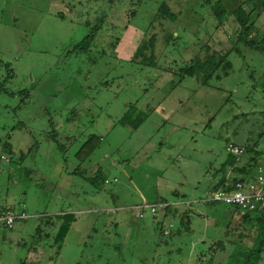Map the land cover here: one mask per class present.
I'll use <instances>...</instances> for the list:
<instances>
[{
  "label": "rangeland",
  "instance_id": "374dc122",
  "mask_svg": "<svg viewBox=\"0 0 264 264\" xmlns=\"http://www.w3.org/2000/svg\"><path fill=\"white\" fill-rule=\"evenodd\" d=\"M244 1L0 0V60L14 93L0 94V209L27 214L0 225V264L246 263L256 215L201 201L225 174L228 145L264 161V54L240 45L229 74L207 85L179 72L205 45L233 46L230 13ZM94 29L88 49L74 50ZM90 135L99 140L80 162ZM61 212L74 222L58 249ZM247 264H264V250Z\"/></svg>",
  "mask_w": 264,
  "mask_h": 264
},
{
  "label": "trees",
  "instance_id": "16d2710c",
  "mask_svg": "<svg viewBox=\"0 0 264 264\" xmlns=\"http://www.w3.org/2000/svg\"><path fill=\"white\" fill-rule=\"evenodd\" d=\"M264 0H245L243 3L238 5L236 8L232 10L230 14L233 16V21L237 26L236 30V41L229 49H225L223 53H217V51L209 53L210 49L208 45H205L203 47V50H205L206 55L204 58H200L198 55H196L190 65L185 66L183 68H180V76H190V77H197L200 81L201 85H207L209 80L215 76L216 79H220L221 75L227 76L229 74V71L231 70V64L228 61V55L230 52L235 51L237 53H241V50L239 48L240 45L244 46L245 48L256 50L264 54V41H261V43H257L252 39V33L257 31L256 27V21L261 15L260 8L263 6ZM160 14L165 19H172L173 15L169 12L167 6L161 5L160 6ZM213 13L215 17L221 21L222 17L225 18L227 11L222 8L219 4L214 6ZM94 32H91L88 34L80 43L74 46V50L77 49L80 52L86 51L89 47V44L92 40H94V37L96 35V29H94ZM0 70L3 71V73L0 75V94H9L14 95L12 91H9L7 89V84L9 80L12 78L13 75V69L11 67L10 63H5L0 60ZM25 96H28L26 93H24ZM124 120L126 121L127 118ZM69 121V119L67 120ZM140 119L137 120L135 126L133 125L132 128H136L139 123ZM130 123V121H128ZM128 124V123H127ZM57 138V132L53 130L50 134V139L55 140ZM97 139L94 135H90L81 145L79 150L75 153V157L80 162H83L96 148L97 145ZM239 147V146H238ZM243 150V153L241 155H232L228 153L227 158L221 165V168L219 171L225 174L223 177L216 182L215 185L212 186V188L217 189L219 187H230L233 183L236 181L242 180L245 176L252 173V167H257L261 165L263 162L258 161V152L254 150L252 147H240ZM252 153V157L250 158V162L247 164H239L238 160L240 156H242L245 153ZM233 173L228 177V173ZM100 170L96 172V175H94L90 180L92 184L96 183L101 178ZM103 180V179H102ZM106 180H103L105 183ZM201 203H206L202 202ZM212 204L211 202H207ZM234 208L237 212H244L243 218H247L249 214L256 215V221L258 224V230H257V236L255 238V247L254 249L245 252L243 255L246 258V263H249V260L252 258H260L261 254L264 250V210L260 211H243L239 207L234 206H228ZM166 210H168L167 206L162 207ZM6 208L0 209V211H4ZM74 220V217L72 214L64 213L62 215H56L55 220L57 221L58 227L57 231L53 237V243L57 246L59 249L61 247V244L63 243V240L65 239L68 231L71 228V224ZM52 218H48L46 221L49 224H54ZM39 230V229H37Z\"/></svg>",
  "mask_w": 264,
  "mask_h": 264
},
{
  "label": "built area",
  "instance_id": "2783aa9c",
  "mask_svg": "<svg viewBox=\"0 0 264 264\" xmlns=\"http://www.w3.org/2000/svg\"><path fill=\"white\" fill-rule=\"evenodd\" d=\"M226 151L232 155H241L242 148L234 145H228ZM105 183H109L108 180ZM204 202L222 204L225 206L239 207L243 211L264 210V162L256 167L254 173L245 176L242 180L236 181L229 188L219 187L210 188L207 192V198ZM149 208L151 214L156 213L155 206H139V210ZM141 216V215H140ZM27 214L24 205L21 206L19 213L12 208H6L0 211V225L5 228H12L16 220H25Z\"/></svg>",
  "mask_w": 264,
  "mask_h": 264
},
{
  "label": "crops",
  "instance_id": "0c3cea01",
  "mask_svg": "<svg viewBox=\"0 0 264 264\" xmlns=\"http://www.w3.org/2000/svg\"><path fill=\"white\" fill-rule=\"evenodd\" d=\"M261 13H262V12H261ZM161 204H162V205L165 204L166 206H168V203L165 202L164 200L161 201ZM5 208H10V207H5ZM62 214H64V213L61 212L60 214H57V215H62Z\"/></svg>",
  "mask_w": 264,
  "mask_h": 264
}]
</instances>
